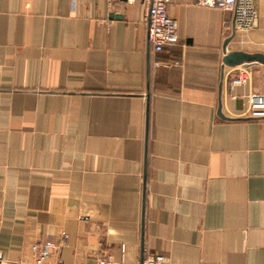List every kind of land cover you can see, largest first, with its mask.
Here are the masks:
<instances>
[{
  "label": "crops",
  "instance_id": "crops-1",
  "mask_svg": "<svg viewBox=\"0 0 264 264\" xmlns=\"http://www.w3.org/2000/svg\"><path fill=\"white\" fill-rule=\"evenodd\" d=\"M255 6L238 31L171 0L155 53L141 0H0L2 264L48 241L43 264H264V65H223L234 31L227 52L264 55Z\"/></svg>",
  "mask_w": 264,
  "mask_h": 264
},
{
  "label": "built area",
  "instance_id": "built-area-1",
  "mask_svg": "<svg viewBox=\"0 0 264 264\" xmlns=\"http://www.w3.org/2000/svg\"><path fill=\"white\" fill-rule=\"evenodd\" d=\"M111 6L117 2L132 3L137 0H106ZM145 6V19L148 24V41L155 53H161L166 48L175 46L179 41L178 27L175 20L168 14V5L171 0H141ZM197 5L215 8L233 17L235 28L238 31H250L259 17L255 6V0H194ZM247 78L242 74L237 76L238 83H245ZM249 116L264 119V97L254 96L251 98ZM62 237L66 235L62 233ZM55 244L51 241L45 244L32 246L31 253L34 264H43L48 256L49 250L54 249ZM97 264H125L112 260L107 255H99ZM0 264L2 260L0 259ZM140 264H166L163 256L146 255Z\"/></svg>",
  "mask_w": 264,
  "mask_h": 264
},
{
  "label": "water",
  "instance_id": "water-1",
  "mask_svg": "<svg viewBox=\"0 0 264 264\" xmlns=\"http://www.w3.org/2000/svg\"><path fill=\"white\" fill-rule=\"evenodd\" d=\"M235 31L232 34V37L227 39L224 42V58H223V65L228 67H237L244 64L249 63H259L264 65V55L260 53L256 54H248L241 51H233V52H227L226 47L230 40L235 36ZM218 115L221 118H224V116L221 114V109L218 110Z\"/></svg>",
  "mask_w": 264,
  "mask_h": 264
}]
</instances>
